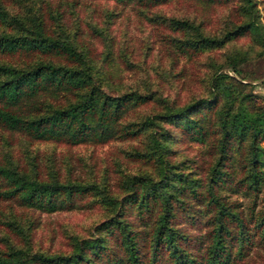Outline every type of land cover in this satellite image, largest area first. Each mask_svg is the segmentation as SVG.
Instances as JSON below:
<instances>
[{
    "label": "trees",
    "instance_id": "1",
    "mask_svg": "<svg viewBox=\"0 0 264 264\" xmlns=\"http://www.w3.org/2000/svg\"><path fill=\"white\" fill-rule=\"evenodd\" d=\"M29 1L25 12L12 13L0 0V128L54 145L140 137L141 148L127 154L151 168L118 170L112 189L106 175L98 183L72 179L70 171L62 176L51 157L42 174L37 148L26 149L24 161L6 153L0 205L9 210H0V264H247L264 248V99L257 103L252 85L235 78L245 55L226 54L207 77L208 94L181 106L153 90L116 92L109 52L95 51L89 37L97 29L91 22V33L82 27L77 11L97 0ZM113 1L149 11L170 0ZM236 1L245 18L220 36L184 16L163 22L187 34L173 38L182 52L222 47L242 35L264 39L256 0ZM98 33L104 39V29ZM152 101L162 107L125 117ZM185 138L203 149L177 158L173 144ZM231 193L251 202L245 208ZM93 203L104 207V218L84 235L69 234L66 250L34 246V212Z\"/></svg>",
    "mask_w": 264,
    "mask_h": 264
},
{
    "label": "rangeland",
    "instance_id": "2",
    "mask_svg": "<svg viewBox=\"0 0 264 264\" xmlns=\"http://www.w3.org/2000/svg\"><path fill=\"white\" fill-rule=\"evenodd\" d=\"M4 1L7 3V9L12 13H23L32 5L29 0ZM54 2L55 0L50 1L52 4ZM237 5L236 0L227 3L170 0L161 7L147 11L115 4L113 0H97L82 7L78 5L77 11L81 14L82 27L91 30L88 27V23L91 22L89 26L94 24L97 29L93 32L92 29L89 37L95 51L101 56L103 52H109L116 92L136 87L142 92L153 90L157 95L166 96L175 105L181 106L193 98L206 96L209 91L207 81L209 73L223 63L226 54L240 50L245 57L241 63V74H234L235 78L252 85V92L258 94L255 101L259 103L264 99V39L255 34L242 35L222 47L204 48L199 52H182L176 47L173 38L182 39L187 34L171 28L168 22H163L170 17L184 16L189 20L201 21L206 33L214 32L220 36L233 22L245 18L244 14L238 13ZM256 6L264 33V0H256ZM108 12L111 14L110 17L107 16ZM101 29H104V39L98 33ZM222 69L228 70L226 67ZM161 107L157 101H152L130 109L125 117L135 119L157 111ZM210 118L213 120V114ZM172 129L176 131L177 127L172 126ZM142 140L139 137L126 140L113 139L100 144L54 145L53 142L29 141L15 132L0 128V160L5 162L6 153H10L13 158L24 161L26 149L35 152L37 148L42 174L46 175L48 172L47 167L51 157L62 176H72V179L86 182L93 180L98 183L102 182L106 175L107 181L114 189L121 176L118 170L129 172L138 166L144 169L151 168V162H138L127 154L133 148H141ZM260 144L263 148L264 161V139ZM203 146L186 138L184 141L177 140L173 144L178 150L177 158L196 155ZM209 158L212 159L211 156ZM231 196L238 197L245 208L251 202V199L242 193H231ZM92 199L93 197L89 195L78 199V202ZM1 209L9 210L4 203H1ZM34 215L36 219L30 215L36 224L38 222L33 239L34 246L39 245L54 252L66 250L69 234L84 235L89 232L92 225L104 218L105 212L102 205L93 203L51 213L36 211ZM247 264H264V248L254 252Z\"/></svg>",
    "mask_w": 264,
    "mask_h": 264
}]
</instances>
